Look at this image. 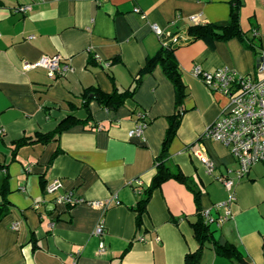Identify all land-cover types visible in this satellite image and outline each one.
Returning a JSON list of instances; mask_svg holds the SVG:
<instances>
[{
  "label": "crops",
  "instance_id": "obj_1",
  "mask_svg": "<svg viewBox=\"0 0 264 264\" xmlns=\"http://www.w3.org/2000/svg\"><path fill=\"white\" fill-rule=\"evenodd\" d=\"M20 6L29 8L15 11ZM230 9L231 0H0V201L8 202L0 220V264H183L185 253L197 248L190 225L197 210L192 191L167 179L151 192L139 226L133 210L155 172L168 117L175 111L173 84L157 65L116 109L92 100L85 111L80 95L88 87L106 93L131 87L160 46L151 25L175 33L182 41L174 55L186 95L166 164L199 191L200 209L217 217L223 210L214 206L228 196L217 179L237 165L225 146L200 136L226 98L191 70L193 65L206 71L227 67L263 78L256 64L264 50V7L261 0L239 4V26L246 38L257 40L254 49L235 37L212 47L202 40L187 42L186 28L226 21ZM56 55L69 64L64 74L22 69L23 61ZM137 111L144 112L147 125L140 136L129 137ZM69 113L80 120L67 122L46 142L13 151L14 141L53 131ZM197 152L208 157L210 171ZM52 179L59 187L48 193ZM67 192L81 201L55 202ZM234 192L232 216L220 226L208 225L219 243L235 246L248 264H264V158L235 182ZM99 220L104 228L96 236ZM201 262L232 264L209 247L203 248Z\"/></svg>",
  "mask_w": 264,
  "mask_h": 264
},
{
  "label": "built area",
  "instance_id": "obj_2",
  "mask_svg": "<svg viewBox=\"0 0 264 264\" xmlns=\"http://www.w3.org/2000/svg\"><path fill=\"white\" fill-rule=\"evenodd\" d=\"M99 3L101 0H92ZM264 7V0H261ZM28 6H20L15 11L24 12ZM134 11L138 12L137 8ZM191 22H196L197 16H190ZM195 24V23H192ZM152 30L159 39L170 38L172 44H180L182 41L170 32H163L155 24ZM255 33V31H253ZM165 41H163L164 43ZM43 68L49 77L64 74L69 70V64L60 56H42L35 61L22 62V69ZM192 73L199 77L204 85L211 91L225 96L226 103L220 108L217 118L209 124L201 134V138H207L225 146L237 167L228 171L225 176L218 177V181L227 191L226 201L216 204L215 208H221L222 214L213 218L209 210L201 212L206 224L220 226L232 216L231 205L235 201V182L246 176L250 168L264 158V77L256 78L253 75H241L227 67H220L214 71L201 69L199 65H193ZM256 71L264 73V50L257 57ZM136 122L129 130L128 136H140L147 125L145 114L142 111L135 113ZM198 161L205 166L207 171L212 169V163L208 157L197 152ZM59 187V180L52 179L46 185V192L52 193ZM56 203L74 205L81 199L67 192L54 198ZM105 201H95L93 205L105 207ZM39 205L35 204L37 208ZM15 228V226H13ZM103 222L99 220L93 229V234L100 236L103 233ZM98 251L103 252V245L99 244ZM74 264V263H73Z\"/></svg>",
  "mask_w": 264,
  "mask_h": 264
},
{
  "label": "trees",
  "instance_id": "obj_3",
  "mask_svg": "<svg viewBox=\"0 0 264 264\" xmlns=\"http://www.w3.org/2000/svg\"><path fill=\"white\" fill-rule=\"evenodd\" d=\"M240 0H231V9L229 17L223 22L190 24L186 28L187 42L193 40H202L207 46L212 47L216 41H225L230 38L239 39L245 47L254 49L257 42L254 38H246L245 33L241 31L239 26L238 9ZM175 33H171L172 37ZM170 38H160V46L158 50L150 57H147L143 65L139 68L133 77L131 87L122 91H118L116 87L110 93L103 92L98 87L85 88L81 95V108L88 111L90 101H96L102 108L116 109L122 106L127 99H131L139 86L142 77L150 73L155 66H160L163 74L171 81L175 92V111L168 117V127L165 132L161 151L155 158V172L149 185L140 191V196L136 201L133 210L135 211V223L137 226L141 223V216L145 213L147 202L151 192L158 188L162 182L167 179H175L182 182L192 191L194 201L196 203L195 220L190 223L192 235L197 242V248L193 251L186 252L183 257V264H202L201 255L204 247L212 249L214 254L228 259L232 264H248L240 251L233 245L221 244L215 237V229L203 221L201 215L202 210L199 207V191L189 185L188 179L179 171V169H171L166 164L167 145L174 136L180 121L182 113L181 102L186 95L185 87L180 80L178 63L175 59L174 50L179 44H172ZM163 41H165L163 43ZM90 62L95 63V57L90 56ZM73 113H69L59 122L56 128L48 133H35L34 136H23L13 142V151L17 148L36 142H46L55 134L60 133L67 122L79 121ZM8 202L5 199L0 201V220L6 215L8 210ZM126 251L124 249L123 253ZM121 254V256H122Z\"/></svg>",
  "mask_w": 264,
  "mask_h": 264
},
{
  "label": "rangeland",
  "instance_id": "obj_4",
  "mask_svg": "<svg viewBox=\"0 0 264 264\" xmlns=\"http://www.w3.org/2000/svg\"><path fill=\"white\" fill-rule=\"evenodd\" d=\"M227 261V260H226Z\"/></svg>",
  "mask_w": 264,
  "mask_h": 264
}]
</instances>
